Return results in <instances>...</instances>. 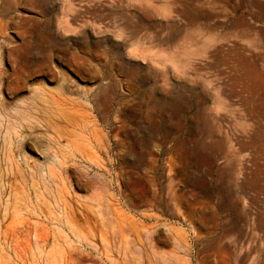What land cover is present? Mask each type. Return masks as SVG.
<instances>
[{
	"label": "rangeland",
	"instance_id": "1",
	"mask_svg": "<svg viewBox=\"0 0 264 264\" xmlns=\"http://www.w3.org/2000/svg\"><path fill=\"white\" fill-rule=\"evenodd\" d=\"M263 4L0 0V264H264Z\"/></svg>",
	"mask_w": 264,
	"mask_h": 264
},
{
	"label": "bare ground",
	"instance_id": "2",
	"mask_svg": "<svg viewBox=\"0 0 264 264\" xmlns=\"http://www.w3.org/2000/svg\"><path fill=\"white\" fill-rule=\"evenodd\" d=\"M261 7H262V9H263V12H262V15H264V4L263 5H261ZM194 18H197L198 17V15L200 16V15H203V12H201V10H200V8H197V7H195L194 8ZM193 13V12H192ZM193 15V14H192ZM192 15H190V16H192ZM198 98H200V100L202 101V102H204L205 100H206V97H198ZM200 101V102H201ZM64 131H66V129H63ZM9 132V131H8ZM16 132V131H15ZM218 138V137H217ZM212 146H213V148L214 149H219V147L221 146L222 148H223V150H226L227 148H231L232 146H233V141H232V138H230V137H228V136H221L220 138H218V139H216L215 140V142L212 144ZM220 147V148H221ZM11 148V147H10ZM108 149V148H107ZM9 152V151H8ZM14 166V168H20V163L19 162H14L13 164H12V167ZM42 191V190H41ZM58 191H60V190H58ZM58 194H59V192H58ZM41 195V194H40ZM44 196V195H43ZM7 204H8V202H7Z\"/></svg>",
	"mask_w": 264,
	"mask_h": 264
}]
</instances>
